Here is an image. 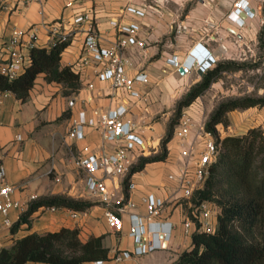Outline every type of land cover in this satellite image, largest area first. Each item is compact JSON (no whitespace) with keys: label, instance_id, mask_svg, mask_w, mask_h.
<instances>
[{"label":"crops","instance_id":"0c3cea01","mask_svg":"<svg viewBox=\"0 0 264 264\" xmlns=\"http://www.w3.org/2000/svg\"><path fill=\"white\" fill-rule=\"evenodd\" d=\"M233 1L0 0V60L7 56L4 42L12 26L28 27L35 24V45L49 47L53 35L47 23L61 20V28L71 29L73 15L87 13L98 31L101 44L107 46L119 33L116 26L110 23L111 19L121 23L139 21V34L146 40L145 47L128 46L123 52L130 61L129 73L143 70L148 76L147 82L135 84L141 93L136 97L123 90L112 94L108 83L96 78L93 65L85 67L79 75V87L70 94L62 91L61 82L48 81L44 73L39 72L25 100L12 92L3 97L0 103V161L5 168L6 180L19 185L13 197L24 199L29 193H36L38 197L64 193L93 203L78 210L75 217H71L67 211H52L40 206L32 211L28 222H21L14 231L11 226L1 225L0 213V246H9L15 238L30 231L42 232L68 226L78 228L81 240L91 235H102L103 244L109 248L108 254H112L116 248L133 247V241L127 234V216L123 215V228L116 230L103 215V203L83 194L84 174L75 165L72 152L64 142V133L72 117L80 111L89 112L93 107L107 108L124 103L128 106L126 115L136 121L140 133L149 138L157 149L175 102L200 78L194 71H179V67L175 68L166 62L167 56L176 54L180 59H185L189 49L200 42L214 55L216 65L227 60L239 63L256 61L254 49L264 22V0H250L256 15L247 18L243 26H237L229 14ZM129 3L143 5L145 14L137 16L126 11L125 7ZM83 35L81 28L72 30L71 39L60 54L61 65L72 67L79 56ZM262 44L264 46V36ZM213 66L205 65V68ZM255 67L259 68L258 65ZM228 71L222 70L220 76L210 83L209 89L215 90L214 95L225 93L222 77ZM88 82L93 83L92 89L87 87ZM250 90H247V94L240 92L234 97L253 96ZM263 92V87L259 86L256 96H262ZM203 96V93L197 96L201 100V107L195 112L196 117L206 116L211 111H205ZM263 117L264 104L234 108L227 111L226 126L240 129L261 122L264 128ZM84 132L85 137L74 142V150L82 144L94 150L103 144L109 146L103 143L98 129L86 126ZM225 132L223 127L222 135ZM167 149L164 159L146 162L143 168L131 174L130 181L134 182V186L128 189L129 196L136 203L134 210L139 213L145 212L142 197L146 192L153 191L163 197L160 218L171 225L165 245L113 264H170L181 251L192 245V234L184 233L182 224L189 214L188 200L177 182L167 176L182 159L173 138L167 142ZM9 216L14 223L19 217L18 210L11 209ZM24 264L48 263L27 260Z\"/></svg>","mask_w":264,"mask_h":264},{"label":"built area","instance_id":"2783aa9c","mask_svg":"<svg viewBox=\"0 0 264 264\" xmlns=\"http://www.w3.org/2000/svg\"><path fill=\"white\" fill-rule=\"evenodd\" d=\"M125 9L137 16L145 14L143 5L129 3ZM229 14L237 26H243L247 18L256 15V9L250 0H234ZM110 23L116 26L119 33L109 46L101 44L98 31L87 13L73 15L71 29L61 28V20H53L46 26L53 35L51 45L69 41L74 28L83 30L81 50L71 67L78 75L84 72L86 66L93 65L96 78L107 82L112 94L123 90L132 96H140L135 84L147 82V73L143 70L129 73L130 61L123 49L128 46L145 47L146 40L139 34L141 25L138 20L121 23L117 19H111ZM36 40L35 24L28 27L12 26L4 42L7 56L0 60V73L9 79L16 76L30 62L29 49L35 45ZM165 60L175 68L182 67L184 72L194 71L199 76L208 69L205 65L215 66L217 63L210 50L200 42L189 49L185 59L173 54ZM87 87L92 89L93 83L88 82ZM8 93L11 91L0 89V103ZM200 107L201 100L197 97L181 109L171 137L182 159L167 176L177 182L189 203V214L182 221L186 234H192L193 231L214 232L219 212V207L209 199L193 200L195 190L204 185L209 164L217 158L221 138L224 136L223 127L225 129L222 122L215 124L217 135L207 128V118L204 115L195 116ZM127 110L128 106L124 103L107 108L93 107L89 112L82 110L72 117L66 129L64 142L72 152L75 165L84 174L83 194L103 203V215L107 223L116 230L123 228V215H126L127 234L133 241L131 249L116 248L107 257L91 260L89 264H113L134 254L161 248L170 234V223L160 218L164 206L163 197L153 191L146 192L142 197L145 212L139 213L134 210L136 203L128 192L134 182L129 179L127 195L122 190L123 178L130 167L140 156L157 150L150 139L140 133L136 121L126 115ZM86 126L98 129L103 143H108L109 146L102 143L94 150L89 145L82 144L74 150V142L85 137ZM18 186L6 180L5 168L0 161V213L1 225L4 227H10L13 223L9 216L11 209H17L20 215L32 200L38 198L36 193H29L24 199L14 198L13 193ZM45 207L52 211H67L71 217H75L78 212L61 205Z\"/></svg>","mask_w":264,"mask_h":264},{"label":"trees","instance_id":"16d2710c","mask_svg":"<svg viewBox=\"0 0 264 264\" xmlns=\"http://www.w3.org/2000/svg\"><path fill=\"white\" fill-rule=\"evenodd\" d=\"M263 35L264 22L259 34L260 44ZM67 43L31 46L30 62L16 76L9 79L0 73V89L9 90L25 100L35 77L43 72L46 80L61 82L65 94L76 91L80 84L78 73L69 65L60 64V54ZM241 66L239 62L227 60L208 68L175 102L174 115L160 140V150L140 156L123 178L125 195L134 171L143 168L146 162L161 160L167 155V142L172 137L181 109L219 77L222 70ZM256 104H264V96L223 99L209 114L206 127L217 135L215 124L228 123L227 111ZM200 199H209L219 207L216 229L214 232L193 231L191 247L181 251L170 264H264V134L259 128L252 127L245 134H226L221 138L220 150L215 161L208 166L204 185L194 192L193 200ZM92 203L64 193L39 196L19 215L11 230H16L21 222H28L29 215L40 206L61 205L83 210ZM108 251L102 235L81 240L77 227L61 226L42 232L30 231L15 238L9 246H0V264H24L27 260L48 264H89L91 260L107 257Z\"/></svg>","mask_w":264,"mask_h":264},{"label":"rangeland","instance_id":"374dc122","mask_svg":"<svg viewBox=\"0 0 264 264\" xmlns=\"http://www.w3.org/2000/svg\"><path fill=\"white\" fill-rule=\"evenodd\" d=\"M259 34H260V32H259ZM259 41H260V37L258 36V43H257L256 48L254 49L255 58H256L255 62H241L242 66H241V68L239 67L240 69L239 68L238 69H236V68L235 69H229L228 72L223 74L222 85L225 88V90H224L225 93H223V94L219 93L220 95H214L215 90H212V88L209 89L210 85L202 92L204 95L203 96V102L205 104V109H206L205 111L207 112L208 110L211 109V111H208V114L205 116L206 118H208L209 114L212 112L213 108L216 106V104L219 101L226 99V98H231V97L237 96V94L240 92L247 94V92H248L247 90H249V89H251L249 91L250 94L253 96H256L257 95L256 90L259 86H262L264 89V46L262 43L260 44ZM262 61H263V64L261 63ZM255 65L256 66L258 65L259 68L256 69ZM260 66H262V67H260ZM200 78H201V76H200ZM211 93H213V94H211ZM262 96H264V92H263ZM174 106H175V104H174ZM174 106H173V110H172L171 114L169 115V118L166 122V125H167L169 119L174 115ZM263 119H264V117H263ZM244 127L245 126H243L240 129L235 128V127L233 129H230V128L226 127V125H225V131L226 132L224 135H226V134L242 135V134H245L252 127L259 128L262 131V133L264 134V128L262 127L261 122H260V124H254L252 127H247V128H244ZM64 134H66V132ZM63 138H65V135L63 136ZM157 147H158L157 150L155 152L150 153V154L157 153L160 150V141H159V144Z\"/></svg>","mask_w":264,"mask_h":264},{"label":"water","instance_id":"95a60500","mask_svg":"<svg viewBox=\"0 0 264 264\" xmlns=\"http://www.w3.org/2000/svg\"><path fill=\"white\" fill-rule=\"evenodd\" d=\"M179 71L183 72V68L182 67H179Z\"/></svg>","mask_w":264,"mask_h":264}]
</instances>
